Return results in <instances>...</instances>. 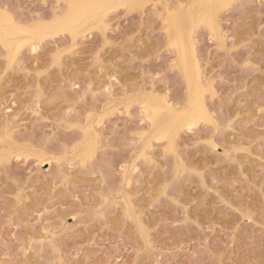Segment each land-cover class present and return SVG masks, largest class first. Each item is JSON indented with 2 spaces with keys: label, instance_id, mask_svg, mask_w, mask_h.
<instances>
[{
  "label": "rangeland",
  "instance_id": "obj_1",
  "mask_svg": "<svg viewBox=\"0 0 264 264\" xmlns=\"http://www.w3.org/2000/svg\"><path fill=\"white\" fill-rule=\"evenodd\" d=\"M0 27V264H264V0H0Z\"/></svg>",
  "mask_w": 264,
  "mask_h": 264
},
{
  "label": "bare ground",
  "instance_id": "obj_2",
  "mask_svg": "<svg viewBox=\"0 0 264 264\" xmlns=\"http://www.w3.org/2000/svg\"><path fill=\"white\" fill-rule=\"evenodd\" d=\"M102 2V1H101ZM93 4V3H92ZM97 4H98V2H97ZM94 5V4H93ZM92 5V6H93ZM96 5V4H95ZM94 5V6H95ZM101 5H102V3H101ZM104 5V4H103ZM220 5V4H219ZM97 6V5H96ZM168 7V6H167ZM183 7V6H182ZM218 7V6H217ZM216 7V8H217ZM73 8V7H72ZM83 8V7H82ZM99 8H100V5L99 6H97L95 9H94V11H97V10H99ZM91 10H93L92 8H91ZM168 10H169V8H168ZM64 11H66V9L64 10ZM89 11V10H88ZM78 12V11H77ZM175 13H176V11H175ZM85 13H83V15H84ZM104 14V13H103ZM214 14V13H213ZM167 17V16H166ZM82 18V17H81ZM99 18V17H98ZM169 19V18H168ZM203 19V18H202ZM218 19V18H217ZM61 20V19H60ZM64 20V19H63ZM68 21V20H67ZM218 21V20H217ZM97 22V21H96ZM166 22H167V20H166ZM103 23H104V21H103ZM217 23H219V22H217ZM56 24V23H55ZM74 24V23H73ZM215 24V23H214ZM52 25V24H51ZM99 25V24H98ZM106 25V24H105ZM212 25V24H211ZM95 26V25H94ZM103 26V25H102ZM76 27V26H75ZM80 27H82V26H80ZM220 27V26H219ZM1 28V27H0ZM175 28V27H174ZM218 29V28H217ZM73 30V29H72ZM81 30V29H80ZM170 30V29H169ZM173 30V29H172ZM172 30H170V32L169 33H172V32H174V31H172ZM172 31V32H171ZM16 32V31H15ZM14 32V33H15ZM40 32V31H39ZM69 32V31H68ZM222 32V31H221ZM10 33H12V30H9L8 32H6L5 33V35L4 36H8V34H10ZM13 33V34H14ZM17 33V32H16ZM21 33H23V32H21ZM73 33H74V31H73ZM34 34V33H33ZM173 34V33H172ZM191 34V33H190ZM174 35V34H173ZM176 35V34H175ZM4 36H3V38H4ZM22 36V35H21ZM33 36V35H32ZM172 36V35H171ZM190 36V35H189ZM192 37V36H191ZM190 37V38H191ZM224 37V36H223ZM39 38V37H38ZM175 38V37H174ZM1 39V38H0ZM27 39H29V38H26L25 40H27ZM177 39V38H176ZM3 40V39H2ZM1 40V41H2ZM10 40V39H9ZM225 40V39H224ZM7 41V40H6ZM22 41H24L23 39L21 40V44H22ZM38 41V40H37ZM191 41V40H190ZM8 42L9 41H7V44H8ZM16 42V41H15ZM19 42H20V40H19ZM175 41H173V43H174ZM18 43V42H17ZM178 43H180V42H178ZM180 45V44H179ZM9 47V46H8ZM38 47V46H37ZM31 48V47H30ZM36 49V48H35ZM10 50H11V48H10ZM179 54V53H178ZM188 53L185 51V50H183L182 51V57H183V61H184V64H185V66H187L188 65V61H189V59H188ZM182 60V59H181ZM114 97V96H113ZM179 100V99H178ZM178 102V101H177ZM175 108V107H174ZM143 110H144V114H145V117L146 118H148V119H150L151 121H152V123L153 122H156V120H158L159 119V114L161 113V108L160 107H158V106H155V105H153V104H145L144 106H143ZM166 111V110H165ZM198 116L200 115H202V113H203V109H202V106H199L198 107ZM164 113V112H163ZM195 116H196V114H195ZM191 118H193V119H191V123H190V125H193L194 123H195V118L194 117H191ZM188 120V119H187ZM145 124V123H144ZM147 126V125H146ZM178 133V132H177ZM176 140V139H175ZM150 152V151H149ZM7 153V152H6ZM7 156V155H6ZM48 160V159H47ZM46 160V161H47ZM45 161V160H44ZM47 162H49V161H47ZM247 215V214H246Z\"/></svg>",
  "mask_w": 264,
  "mask_h": 264
},
{
  "label": "snow or ice",
  "instance_id": "obj_3",
  "mask_svg": "<svg viewBox=\"0 0 264 264\" xmlns=\"http://www.w3.org/2000/svg\"><path fill=\"white\" fill-rule=\"evenodd\" d=\"M33 51L35 52V51H36V49H35V48H33ZM113 79H115V77H113ZM89 116H91V113H89Z\"/></svg>",
  "mask_w": 264,
  "mask_h": 264
}]
</instances>
